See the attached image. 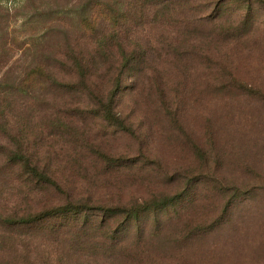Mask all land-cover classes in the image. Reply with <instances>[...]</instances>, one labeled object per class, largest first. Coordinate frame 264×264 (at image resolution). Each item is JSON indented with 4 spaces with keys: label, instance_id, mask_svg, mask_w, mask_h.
Segmentation results:
<instances>
[{
    "label": "trees",
    "instance_id": "obj_1",
    "mask_svg": "<svg viewBox=\"0 0 264 264\" xmlns=\"http://www.w3.org/2000/svg\"><path fill=\"white\" fill-rule=\"evenodd\" d=\"M71 1L65 5L75 8L55 6L46 12L49 3L40 0V10L34 8L29 20L26 8L21 12L25 24L36 30L31 47H21L24 68L0 74V187L7 185L25 197L45 188L58 191L49 159L35 151V133L38 128L54 137L69 135L76 114L78 121L98 119L106 132L137 139L133 118L120 110L118 97L125 88L129 97L150 90L159 117L182 134L180 145L200 166L183 172V180L165 179L180 181L177 189H157L126 204L65 198L36 211L0 207V264H195L196 256L202 264L197 252L210 234L246 223L244 211L239 223L231 220L234 204L264 190L258 164L264 153L255 157L254 166H244L251 184L214 176L226 127L210 114V108L221 109L231 121L240 119L245 100L264 111V87L255 75L257 69L264 71V63L252 61L264 43V0ZM42 23L48 25L37 28ZM52 35L62 39L47 51ZM188 83L184 95L175 94ZM170 89H175L173 95ZM183 105L202 123L200 139L184 131ZM248 113V119L259 116ZM87 147L106 169L120 167L121 158ZM150 165L154 169L157 162ZM204 186L220 208L198 220L189 216ZM181 201L182 208L168 214Z\"/></svg>",
    "mask_w": 264,
    "mask_h": 264
},
{
    "label": "rangeland",
    "instance_id": "obj_2",
    "mask_svg": "<svg viewBox=\"0 0 264 264\" xmlns=\"http://www.w3.org/2000/svg\"><path fill=\"white\" fill-rule=\"evenodd\" d=\"M39 1L0 0V74L5 71L15 73L20 68H24V64L21 63L23 58L21 47L24 46V49L31 47L29 41L32 40L36 28L33 29L30 24H25L21 12L26 8L25 17L29 20L34 8L38 7L40 10ZM45 1L49 3L46 5V12L53 10L55 6L61 10L75 8L70 4L65 5L71 0ZM45 24L42 23L37 28H42ZM50 38L47 51H51L52 43L60 42L62 39L58 35H52ZM253 59L257 64L264 63V43L252 56V61ZM256 71V78L260 86L264 87V71L259 69ZM241 76L246 77L244 73ZM189 85L190 83L179 87L181 92L176 91L175 94L181 97L188 88H191ZM174 90L170 89L169 94L173 95ZM126 91L127 88L118 97L120 110L126 117L133 118L130 120L138 134L137 139L122 133L106 132L98 119L78 121L77 114L72 119L75 128L73 126L69 128V135L54 137L43 131L41 134V130L37 128L40 133H35V151L42 159H49L54 180L60 189L57 191L45 188L25 197L24 194L6 185L0 187V207L18 206L36 211L43 206L63 202L65 198L71 200L91 198L99 204L106 205L117 202L126 204L131 200L145 197L149 192L157 189L167 192L177 189L180 181L169 184L165 179L177 177L178 180H183L179 178L182 173L186 174L199 168L200 162L189 149H184L180 145V142L184 141L182 134L178 130L171 131L159 117L154 102L151 104L149 101L151 96L149 89L136 91L130 97ZM69 101L78 102V98L71 97ZM248 102L245 100L241 105L242 117L234 121H231L230 115L223 110L217 109L218 111L215 112L210 108L211 118L226 127L225 133L223 132L225 142L222 152H217L219 162L215 165L213 174L216 177L221 175L225 180L240 186L253 182L244 175V166L246 164L254 166L257 163L255 157L264 153V111H261L262 107L258 104L249 105ZM181 110L185 114V121L182 123L184 131L196 133V136L201 137L202 123L195 120V111L185 105ZM250 110L259 116L256 119L246 118ZM88 145L97 146L109 155L121 158L120 167L106 169L99 159L89 152ZM141 156L148 162H145ZM212 160V156H208L210 170L213 169ZM152 161L157 162V167L154 169L150 165ZM258 164L261 173L264 174V160ZM205 188L204 186L203 196L189 217L203 220L219 210L218 199L212 193L208 194ZM183 203L184 201L175 204L173 209H169L168 214L182 208ZM243 211L248 212L245 224H240L235 229L227 225L207 237L204 246L197 252L203 258L202 264H264V261H260L258 257V253L264 250V190H257L254 198L239 200L234 204L230 212L233 223L235 221L239 223L238 216ZM159 256L167 258V255L164 257L161 253ZM197 260L196 256L194 263L200 264L196 262Z\"/></svg>",
    "mask_w": 264,
    "mask_h": 264
}]
</instances>
